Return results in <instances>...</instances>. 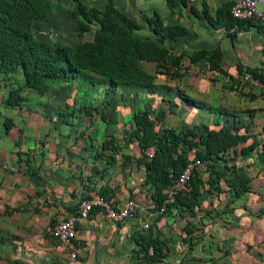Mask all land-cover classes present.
<instances>
[{
    "label": "crops",
    "instance_id": "crops-1",
    "mask_svg": "<svg viewBox=\"0 0 264 264\" xmlns=\"http://www.w3.org/2000/svg\"><path fill=\"white\" fill-rule=\"evenodd\" d=\"M186 3L188 9L193 7L195 10L198 6L201 8L204 3L208 10L207 0H187ZM150 5L154 8L152 12L161 19L159 10H156L155 5ZM163 5L165 7L164 0ZM216 9L208 12L213 14ZM124 15L131 18L126 13ZM131 19L136 22L135 17ZM207 28L211 35L226 31L211 30L208 26ZM191 35L190 38L198 36L195 33ZM186 36L188 30L185 36L179 38ZM259 37L264 39L260 34ZM149 39L154 40L152 37ZM217 40L211 47L201 46L199 43L192 52L217 49L223 55V69L229 60L232 45L230 43L227 49L223 37L218 36ZM144 64L151 63L141 62L140 65L145 72L154 75V72L144 69ZM181 79L180 77L176 83L182 81ZM130 88L126 85L110 90L115 96L114 99L117 93L122 98L108 104L110 111L117 112L115 121L112 119L104 122V114L100 112L107 110L105 105L96 107V110L100 111L97 128L101 133L95 138H100V148L103 141L116 142V134L111 131H117L118 125H124L123 119L130 120L135 111L134 108L132 110L135 100ZM168 94L172 98V92ZM176 99L181 105L176 102L177 106L174 104L175 106L171 107V101H166L164 105L167 113L176 118L174 126L170 125V128L179 131L193 128L194 124L184 127L183 123L177 122L179 112L192 106L178 97ZM23 106L22 104L21 108H15L3 105L0 111V264H66V252L55 240L52 228L58 217L75 212L80 197L88 198L93 195L110 202L114 207H121L125 201H133L141 217L133 216L124 222L113 223L96 211L86 220L79 221L76 227L75 264H146L135 256L136 247L133 241L136 234L142 232H149L151 237L164 242L162 252L165 258L153 264H264V162L259 161L257 157L260 146L247 157H242L239 152L240 148L250 144L251 140L259 142L260 139V143H264V125L259 130L260 136L248 137L246 142L228 149L224 154L227 165L232 170L227 173V179H233L234 172L238 180L246 179V192L234 197L232 188L220 181V192H213L205 199L209 204L207 212L211 213L203 212L180 218L173 208L170 214L153 211L152 192L144 184L143 167L136 164L139 151L135 142L126 145L124 136L118 142L129 148L135 146V155L125 151L127 148L120 152L115 150L114 153L100 148L97 152H88L81 145H72L73 141L69 143L72 147L65 150L62 146L66 142L60 136V128L44 123L49 116L43 108L52 109V106L37 102H30V109H24ZM67 106L68 104L64 105ZM140 109L151 111L152 107L149 103ZM40 110H43V114L38 112ZM195 112L199 114L195 116L198 125L204 110L195 108ZM207 114L211 117L209 130H217L221 125L230 127L228 118L227 122H219L216 126V115L213 114L212 117L210 113ZM8 116L14 117V122ZM164 119L159 118V122L165 125ZM4 122L8 123V130L4 128ZM231 124L233 125L230 128L238 125ZM107 127L110 128V135L105 134L108 133ZM157 127H160V123H156ZM42 133L45 135L43 138ZM248 133L247 131L246 134ZM87 139L90 144L95 141L90 135H87ZM249 163L253 165H248ZM135 176L138 178L137 182ZM211 201L216 202L218 206L214 204V207ZM199 208H196L197 211ZM188 222L192 226L190 234L184 230ZM143 226L147 228L144 229Z\"/></svg>",
    "mask_w": 264,
    "mask_h": 264
},
{
    "label": "trees",
    "instance_id": "trees-1",
    "mask_svg": "<svg viewBox=\"0 0 264 264\" xmlns=\"http://www.w3.org/2000/svg\"><path fill=\"white\" fill-rule=\"evenodd\" d=\"M70 1L73 9L69 16L76 23L77 35L92 32L90 41L80 42L74 46L50 45L34 38L33 24L48 15L50 11L48 0H0V86L7 88L15 85L9 89L2 101L4 106L21 108L26 101L21 94V87L16 86L17 71L23 80V87L41 95L52 85L70 82L76 75L84 73L102 78L109 89L126 85L150 86L155 75L145 72L140 65L141 62L152 63L157 69L162 70L163 73L160 75H166L167 78L174 75V80H179L181 75L175 72L184 53L160 45L155 40L138 36L136 31L139 30V25L116 9L112 0H106L102 10L87 7L80 0ZM164 2L171 12L187 6V0ZM231 4L232 2H229L219 6L211 15L204 3L201 4L200 11L193 7H189L188 11L194 17L203 20L211 30H241L256 26L257 32L264 38V25H253L250 20L238 21L230 17ZM143 22L162 42L165 40L169 42L187 34L186 28L182 25H163L155 13L143 18ZM94 26L96 29L92 31ZM227 38L230 41V38ZM222 56L217 49H200L188 55V62L189 64L203 62L210 72L225 77L227 75L222 69ZM169 69L173 70L172 75L166 73ZM235 71L242 77L248 73L253 80L264 85V73L243 71L240 65H236ZM178 98L187 105L215 114L216 126L219 125L218 117L231 115L225 109H214L209 105L192 101L183 94H179ZM91 110L93 111V108L82 107V112L88 115ZM151 116L150 110L133 111L130 118L131 128L125 133L124 139L126 145L135 142L138 147L139 157L136 164L143 167L144 184L152 192L153 211L161 207L163 191L173 184L187 165L193 166L187 190L178 193L174 203L168 206L163 214H170L173 208L180 218L194 215L195 209L200 207L202 201L213 192H220V181L232 188L234 197L246 192V179L238 180L235 172L233 179H227L226 175L231 169L224 158L228 149L246 142L249 137L245 135L246 129L240 125L232 128L221 125L217 130L204 129L201 133H198L195 127L179 131L161 124L158 117L152 119ZM156 123H160V127L156 128ZM3 125L5 130L9 129L7 122ZM241 129L245 133L239 134ZM258 146H260L258 160L264 162V143L259 144L255 140L240 148V155L247 157ZM115 148V143L103 141L100 149L112 151ZM189 153H192L190 161L187 157ZM201 167L204 169L201 170ZM203 174L206 176L203 177ZM96 211L100 212L94 209L90 215ZM184 230L190 234L192 230L190 222L186 224ZM133 241L136 247L135 256L146 264L161 262L165 258L162 252L164 242L151 237L149 232L136 234Z\"/></svg>",
    "mask_w": 264,
    "mask_h": 264
},
{
    "label": "rangeland",
    "instance_id": "rangeland-1",
    "mask_svg": "<svg viewBox=\"0 0 264 264\" xmlns=\"http://www.w3.org/2000/svg\"><path fill=\"white\" fill-rule=\"evenodd\" d=\"M112 1L115 8L120 12H123L124 14L126 13L131 18L135 17V20L140 27L138 32L136 31L138 36L143 38L152 37L154 40L156 39L158 44L167 47L169 46L177 52L182 51L184 53V56L180 61V65L175 72H179L182 78V81L177 83L173 78L174 75L171 78H167L166 75H160L163 73L162 70L157 69L154 64H144V69L152 73L154 72L155 81L150 86H130V91L135 100V104L132 105V110L133 108L134 110L144 108L150 103L152 107L151 111L153 113L151 118H165L163 120L165 126L171 127L174 126L176 118L167 113L168 111L164 106L165 102L171 101L172 104H169L171 107L175 106L177 103L178 105H181L176 98L179 94H183L192 101L209 105L214 109H226L231 113V115L227 114L226 117L222 116L219 120H217V123L222 122L224 124L228 121V118L230 127L233 125L231 123H236L246 129V133L247 131L249 132L245 135L249 137L256 135L260 136L259 130L261 126L264 125L263 90L254 87L246 81H243L242 76L237 74L235 71L236 65H240L243 71L249 70L251 73H264V39L259 37L256 27L249 26L246 27V29L243 28L239 31L231 29L232 31L228 30L229 32L225 31L220 34L211 35L208 32L209 29L207 28L205 22L190 14L188 7L180 8L177 11L171 12L166 5V8L164 7L163 0ZM231 1L232 0H207L208 10L213 11L214 8L226 5ZM48 2L50 4V11L48 15L41 21L33 24L34 38L36 40L50 45L74 46L77 43L90 41L92 39V32L84 33L80 36L77 35L76 23L69 16V12L73 9V4L70 0H48ZM80 2L87 7L102 10L106 0H80ZM150 4L155 5L156 10H159L158 13L161 14L163 25H182L187 28L188 36L184 38H176L170 42H168V40L162 42L158 36L152 34L143 22V18L149 17L152 13H154L152 12L154 8ZM196 9L197 11H200L201 8L198 6ZM95 29L96 26L92 28V31ZM193 33L198 36L196 38H190ZM218 36L225 39L224 41H226L227 49H229L230 42L232 45L228 56L229 60L226 61V66L223 68L227 75L225 77L217 76V74L208 71L203 62H198L196 64H189L188 62V55L192 52V50L197 48L199 43H201V46L211 47L218 42ZM226 37H229L230 41ZM171 71L173 70L169 69L166 73L169 75L171 74ZM15 78L17 80L16 86L21 87V94L26 100L23 103L24 109H30V102H37L42 105L52 106V109L48 107L45 110V108H43L45 114L47 113V116H49V119L45 120L44 123L47 125H56L60 128V136L63 137V140L67 144L62 146L63 149L68 150L72 147L69 146V143H72L73 141L72 145H81L86 148L88 152L90 150L92 152L98 151L101 141L100 138H95V136L101 132L99 128H97V124L100 121V115H98L100 111H97L96 107L101 104L105 105L104 107L107 110L100 113L104 114L103 120L104 122H107L106 120H114V116L117 113L115 110L110 111L111 108L108 104L113 103V101L122 100V98L118 96V93L116 95V99H114L115 96L111 93V89H109L107 83L102 78L90 73L78 74L70 82L62 83L60 85H52V87L43 95L38 94L36 91L25 89L23 87V80L19 71L15 73ZM14 86L15 85H12L7 88L0 86V111L3 107L2 101L6 98L9 89ZM161 89L166 92H172V98H170V94H168V92L167 94H164L165 91L162 92ZM250 96L253 98H250ZM173 97H175L174 100ZM66 104H68V106L64 107ZM96 104L98 105L96 106ZM82 107L93 108V111H90L91 116L88 117V114L83 113L81 110ZM154 107L157 108L154 109ZM161 107L162 109H159ZM192 107L181 110L178 114L177 122L179 121L180 123H183L184 127H191L194 124L195 126L193 127H195V130L198 133L203 132L204 129H208V126L211 127V117H208L209 114L207 113H210L212 117L213 113L205 110L202 113L203 116L199 117L200 123L197 125V119L195 116L198 112H195V107ZM38 112L43 114V110ZM8 117L14 122V117ZM123 122L124 125L122 126L120 121L121 126L118 125L117 131L115 129L111 131V133L116 134L117 138H114L117 143L120 142V139H122L123 136L125 137V133L128 130L130 131L131 128L130 120L127 121L123 119ZM106 130H108V133L105 134L110 135V128L107 127ZM1 131L2 129L0 127V133ZM239 133L243 134L245 132L244 130H240ZM43 134L44 133L41 135ZM87 135L93 137L95 141L90 144L87 139ZM43 137H45V135H43L42 138ZM73 137L75 138L73 139ZM260 141L261 140L259 139V143ZM117 143L115 144L116 148L111 151L112 153H114L115 150L120 152L121 150L124 151V148H127L125 151H129L133 155L136 154L137 149L135 146L129 148L124 145L122 146L120 143L117 145ZM110 149L112 148L110 147ZM107 151L110 152L108 149ZM148 153H150V151H148ZM187 157L192 159L191 153H189ZM248 165H253V163H249ZM203 169L204 168L201 167V170ZM205 176L206 174H203V177ZM135 181H138L136 176ZM82 198L83 197H80L79 200ZM211 203L214 207V204L218 206V204L214 201H211ZM208 205L207 200H205L198 211L197 209L194 211V214L197 215L198 213L207 212ZM208 213L211 212H207V214ZM134 216L139 218L141 217L140 213L137 212ZM199 224L202 225V223ZM171 231H173V229H171Z\"/></svg>",
    "mask_w": 264,
    "mask_h": 264
},
{
    "label": "built area",
    "instance_id": "built-area-1",
    "mask_svg": "<svg viewBox=\"0 0 264 264\" xmlns=\"http://www.w3.org/2000/svg\"><path fill=\"white\" fill-rule=\"evenodd\" d=\"M229 15L234 20H250L253 25H264V0H234L229 7ZM242 80L264 90V85L253 80L248 73L243 75ZM192 168V165H187L173 184L163 191L164 199L161 207L157 210L159 214H163L166 208L174 203L178 193L187 190ZM94 209H98L107 221L113 223L124 222L137 212V206L133 201H125L121 207H114L110 202L97 195L78 200L75 212L58 217L52 228L55 240L66 252V264H75L77 258L76 227L79 221L86 220ZM143 228L146 229L147 226H143Z\"/></svg>",
    "mask_w": 264,
    "mask_h": 264
}]
</instances>
